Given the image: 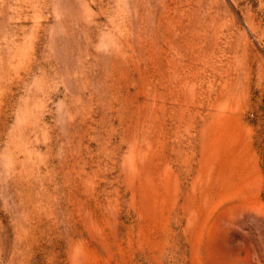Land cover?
Instances as JSON below:
<instances>
[{
    "label": "rangeland",
    "instance_id": "374dc122",
    "mask_svg": "<svg viewBox=\"0 0 264 264\" xmlns=\"http://www.w3.org/2000/svg\"><path fill=\"white\" fill-rule=\"evenodd\" d=\"M0 264H264V0H0Z\"/></svg>",
    "mask_w": 264,
    "mask_h": 264
}]
</instances>
